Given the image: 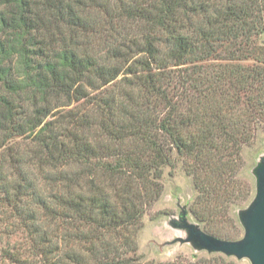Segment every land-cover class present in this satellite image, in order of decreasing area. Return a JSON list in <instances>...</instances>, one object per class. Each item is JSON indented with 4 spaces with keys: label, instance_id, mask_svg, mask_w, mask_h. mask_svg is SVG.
Masks as SVG:
<instances>
[{
    "label": "trees",
    "instance_id": "1",
    "mask_svg": "<svg viewBox=\"0 0 264 264\" xmlns=\"http://www.w3.org/2000/svg\"><path fill=\"white\" fill-rule=\"evenodd\" d=\"M263 33L264 0H0L3 253L141 264L132 234L173 155L191 216L235 240L215 224L251 194L232 184L239 150L264 127ZM61 100L86 106L46 121ZM210 256L158 264H237Z\"/></svg>",
    "mask_w": 264,
    "mask_h": 264
},
{
    "label": "rangeland",
    "instance_id": "2",
    "mask_svg": "<svg viewBox=\"0 0 264 264\" xmlns=\"http://www.w3.org/2000/svg\"><path fill=\"white\" fill-rule=\"evenodd\" d=\"M256 40L258 44L264 45V33L257 37ZM223 66L224 64H216L215 68L221 69ZM203 68H205V66ZM85 106L86 103L84 102L68 104L65 100L51 101L52 109L46 121L60 119L61 115L71 110H78L79 113H81ZM251 132L253 138L239 150V164L236 166L238 168L236 170L237 175H235L232 184V191L236 195H238V186L240 189L245 190L250 187L251 190L249 193L251 192V194L248 199L243 202H241V198H238L240 196L234 197L235 204L229 206V209L227 208L225 210L229 213L228 216L231 221L228 222L229 218L226 219L225 217H221L215 224L223 233L231 234L238 231V236L235 240L240 239L243 235V230L237 219V211L246 208L254 196V177L251 174V170L255 166L258 157L264 154V127L257 126ZM16 142L19 144L24 143L23 140ZM173 162L172 167H165L163 169L162 177L159 180L161 194H159L158 198L150 206L145 208V213L141 219L142 226L137 232L135 231V234L134 232L132 234L134 235L132 238L133 246L136 248V255L139 257V262L141 264L173 262L179 258H183V260L187 262H194L196 258H208L211 257L210 255H214H209L204 251L195 252L187 244H180L178 242L173 243L175 239L184 237L182 231L175 229L171 225L178 221L179 212L183 208L187 211V220L197 224L200 229L205 232L201 225L189 213V206L195 195L190 178L185 175L181 160H179L176 155H173ZM214 205V210L222 212V210H220V203L216 202ZM211 236L227 240L222 238V236ZM6 240L4 236L0 240V264H21L19 262H14L11 256H7L3 253L1 247L6 246ZM18 240L20 241L18 236H11L10 248L16 246L15 244L19 243ZM229 259L237 264H250L248 260L237 261L233 258ZM29 264L38 263L36 261H30Z\"/></svg>",
    "mask_w": 264,
    "mask_h": 264
},
{
    "label": "water",
    "instance_id": "3",
    "mask_svg": "<svg viewBox=\"0 0 264 264\" xmlns=\"http://www.w3.org/2000/svg\"><path fill=\"white\" fill-rule=\"evenodd\" d=\"M254 177V196L246 208L237 211V219L243 230L238 240H222L203 232L187 220V211L179 212L178 221L172 227L183 232V238L173 241L189 245L195 252L221 254L237 261L264 264V154L258 157L251 170Z\"/></svg>",
    "mask_w": 264,
    "mask_h": 264
}]
</instances>
